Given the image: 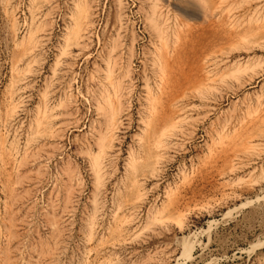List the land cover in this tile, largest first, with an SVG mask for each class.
Wrapping results in <instances>:
<instances>
[{
    "label": "rangeland",
    "instance_id": "obj_1",
    "mask_svg": "<svg viewBox=\"0 0 264 264\" xmlns=\"http://www.w3.org/2000/svg\"><path fill=\"white\" fill-rule=\"evenodd\" d=\"M0 264H264V0H0Z\"/></svg>",
    "mask_w": 264,
    "mask_h": 264
},
{
    "label": "bare ground",
    "instance_id": "obj_2",
    "mask_svg": "<svg viewBox=\"0 0 264 264\" xmlns=\"http://www.w3.org/2000/svg\"><path fill=\"white\" fill-rule=\"evenodd\" d=\"M121 1V0H120ZM187 2V1H186ZM81 12V11H80ZM77 13V12H76ZM81 30V29H80ZM165 31V30H164ZM162 35V34H161ZM113 126V125H112ZM110 128V127H109ZM115 129V128H114ZM113 132V131H112ZM110 135V134H109ZM161 144V143H160ZM164 144H165V142H164ZM167 147V146H166ZM103 151V150H102ZM133 157V156H132ZM99 158V157H98ZM134 158V157H133ZM97 160V159H96ZM97 162V161H96ZM131 163V162H130ZM96 164V163H95ZM98 167V166H97ZM96 167V168H97ZM98 171V170H97ZM101 171V170H100ZM98 174H99V172H98Z\"/></svg>",
    "mask_w": 264,
    "mask_h": 264
}]
</instances>
